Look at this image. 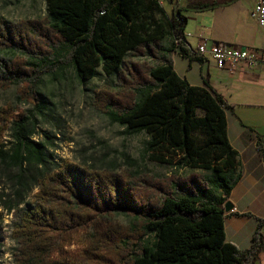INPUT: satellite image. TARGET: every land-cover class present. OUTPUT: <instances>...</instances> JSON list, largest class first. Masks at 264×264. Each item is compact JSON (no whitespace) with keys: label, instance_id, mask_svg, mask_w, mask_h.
Returning <instances> with one entry per match:
<instances>
[{"label":"trees","instance_id":"trees-1","mask_svg":"<svg viewBox=\"0 0 264 264\" xmlns=\"http://www.w3.org/2000/svg\"><path fill=\"white\" fill-rule=\"evenodd\" d=\"M45 3L43 19L0 18V89L17 86L30 106L0 107V244L9 214L12 264H255L264 218L246 249L224 235L223 204L240 176L226 103L206 80L189 85L173 69V52L190 56L174 42L181 9L168 15L158 0ZM144 54L151 62L129 58ZM65 68L82 82L102 71L108 81L94 105L143 134L142 156L168 173L51 156L48 136L34 138L47 114L38 86Z\"/></svg>","mask_w":264,"mask_h":264},{"label":"crops","instance_id":"crops-1","mask_svg":"<svg viewBox=\"0 0 264 264\" xmlns=\"http://www.w3.org/2000/svg\"><path fill=\"white\" fill-rule=\"evenodd\" d=\"M166 1L168 15L181 9L186 18L183 32L190 34L184 42L190 56L171 54L174 71L189 85L201 86L206 80L226 103V136L237 152L240 176L225 199L232 208L223 210V228L225 240L243 250L264 218V61L217 67L209 56L195 55L193 50L200 41L207 46L221 41L226 48L258 49L264 45V27L249 16L255 0ZM199 4L207 7L193 8ZM260 233L263 248L255 264H264V224Z\"/></svg>","mask_w":264,"mask_h":264},{"label":"rangeland","instance_id":"rangeland-1","mask_svg":"<svg viewBox=\"0 0 264 264\" xmlns=\"http://www.w3.org/2000/svg\"><path fill=\"white\" fill-rule=\"evenodd\" d=\"M161 1L165 8L169 7L166 0ZM45 7V0H0V18L11 23L25 19L40 20L46 16ZM164 44L169 47L170 40H165ZM129 58L151 62L145 54ZM107 81L108 78L100 69L93 79L84 82L77 79L70 68L60 70L54 76H44L38 91L47 106V114L38 120L34 138L48 136L54 145L50 152L55 160L79 161L88 158L101 163L99 160L104 159L105 163L114 164L120 169L131 168L133 161L141 174L148 172V169L168 173L167 167L150 163L142 156L143 134L127 133L124 127L111 122L94 105V91ZM4 106L15 111H27L30 107L20 98L17 86L0 89V107ZM3 139L5 142L10 139L9 132L4 133ZM30 201L31 196L27 198V202ZM10 220L9 214H3L0 264H12L15 243L10 238Z\"/></svg>","mask_w":264,"mask_h":264},{"label":"built area","instance_id":"built-area-1","mask_svg":"<svg viewBox=\"0 0 264 264\" xmlns=\"http://www.w3.org/2000/svg\"><path fill=\"white\" fill-rule=\"evenodd\" d=\"M249 16L260 26L264 27V0H255L254 4L249 10ZM190 34H184L178 38V44L182 41L185 42V36ZM195 55L209 56L217 67H225L233 65L240 61L247 63H257L264 61V45L260 48H253L247 50L240 47L226 48L225 44L221 41L214 42L207 46L205 42L200 41L193 50Z\"/></svg>","mask_w":264,"mask_h":264},{"label":"water","instance_id":"water-1","mask_svg":"<svg viewBox=\"0 0 264 264\" xmlns=\"http://www.w3.org/2000/svg\"><path fill=\"white\" fill-rule=\"evenodd\" d=\"M232 208V204L229 201H225L223 204V210L228 211Z\"/></svg>","mask_w":264,"mask_h":264},{"label":"bare ground","instance_id":"bare-ground-1","mask_svg":"<svg viewBox=\"0 0 264 264\" xmlns=\"http://www.w3.org/2000/svg\"><path fill=\"white\" fill-rule=\"evenodd\" d=\"M175 44L177 45L178 44V38L174 40Z\"/></svg>","mask_w":264,"mask_h":264}]
</instances>
